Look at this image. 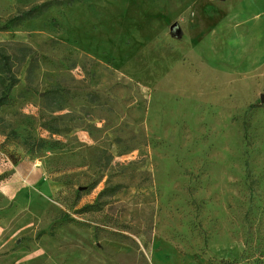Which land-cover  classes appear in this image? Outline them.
I'll use <instances>...</instances> for the list:
<instances>
[{
  "label": "rangeland",
  "instance_id": "obj_1",
  "mask_svg": "<svg viewBox=\"0 0 264 264\" xmlns=\"http://www.w3.org/2000/svg\"><path fill=\"white\" fill-rule=\"evenodd\" d=\"M245 2L0 0V264H264Z\"/></svg>",
  "mask_w": 264,
  "mask_h": 264
},
{
  "label": "trees",
  "instance_id": "obj_2",
  "mask_svg": "<svg viewBox=\"0 0 264 264\" xmlns=\"http://www.w3.org/2000/svg\"><path fill=\"white\" fill-rule=\"evenodd\" d=\"M44 5L45 4H39V5L33 6L29 10L22 12V15L20 14L18 16H14V17L8 19L7 22H6V26L5 27H9L11 25H14L15 23H17L19 21V19H21V17L23 15L24 16H29V15L35 14ZM0 64L2 66L3 71L7 75V78H3L1 80V82H0V85H1L0 106H1V105H5V104H7L9 102V91L11 90L12 87H14L17 84L18 79L12 73L9 56H7V55H5V54H3L1 52H0ZM220 263L221 264H230L231 261L230 260H226V259H221Z\"/></svg>",
  "mask_w": 264,
  "mask_h": 264
},
{
  "label": "crops",
  "instance_id": "obj_3",
  "mask_svg": "<svg viewBox=\"0 0 264 264\" xmlns=\"http://www.w3.org/2000/svg\"><path fill=\"white\" fill-rule=\"evenodd\" d=\"M245 1L246 2L243 3V5H242L243 6V11H242V13H243L242 16L243 17H242V19H240V17L237 18V19H240L238 21L237 25L242 26V27L244 26V23L248 19L247 16H249V15H246V13H245V10L247 9V7L251 6V5H258V4L262 3V2L264 3V0H261V1L257 2V3H254L253 1L252 2H250V1L248 2L247 0H245ZM258 15H256V16H258ZM231 25H233V24H231ZM227 28H228V26H227ZM243 30H244L243 32L240 30L238 32V35L240 36V39L242 38V40H243L242 44H244V47L246 49L251 50L254 47L260 46L259 42L262 40V36L263 35L262 34L260 35L259 31H257V30L251 31L247 27H245V29H243ZM233 31H235V30L233 29ZM250 46H252V47L249 48ZM252 50L254 51V49H252ZM259 54H261V53H259Z\"/></svg>",
  "mask_w": 264,
  "mask_h": 264
},
{
  "label": "water",
  "instance_id": "obj_4",
  "mask_svg": "<svg viewBox=\"0 0 264 264\" xmlns=\"http://www.w3.org/2000/svg\"><path fill=\"white\" fill-rule=\"evenodd\" d=\"M260 100H261L262 102H264V94H261V95H260Z\"/></svg>",
  "mask_w": 264,
  "mask_h": 264
}]
</instances>
